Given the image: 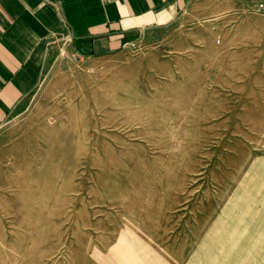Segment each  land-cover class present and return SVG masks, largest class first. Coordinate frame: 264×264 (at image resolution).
I'll list each match as a JSON object with an SVG mask.
<instances>
[{"label": "rangeland", "instance_id": "374dc122", "mask_svg": "<svg viewBox=\"0 0 264 264\" xmlns=\"http://www.w3.org/2000/svg\"><path fill=\"white\" fill-rule=\"evenodd\" d=\"M260 4L58 46L0 127V264H264Z\"/></svg>", "mask_w": 264, "mask_h": 264}, {"label": "crops", "instance_id": "0c3cea01", "mask_svg": "<svg viewBox=\"0 0 264 264\" xmlns=\"http://www.w3.org/2000/svg\"><path fill=\"white\" fill-rule=\"evenodd\" d=\"M193 1L0 0V127L28 110L58 46L114 49L130 34L173 22Z\"/></svg>", "mask_w": 264, "mask_h": 264}, {"label": "bare ground", "instance_id": "6f19581e", "mask_svg": "<svg viewBox=\"0 0 264 264\" xmlns=\"http://www.w3.org/2000/svg\"><path fill=\"white\" fill-rule=\"evenodd\" d=\"M249 239V238H248ZM211 241V240H210ZM214 241V240H213ZM214 243V242H213ZM221 243H223V242H221ZM215 244V243H214ZM209 245V244H208ZM219 246V245H218ZM203 248V247H202ZM207 248V247H206ZM203 249H205V248H203ZM206 250V249H205ZM208 252V251H207ZM220 252V251H219ZM209 255V254H208ZM212 257H213V254L211 255ZM209 257V256H208ZM207 258V257H206ZM214 261V260H213ZM233 263V262H232Z\"/></svg>", "mask_w": 264, "mask_h": 264}, {"label": "built area", "instance_id": "2783aa9c", "mask_svg": "<svg viewBox=\"0 0 264 264\" xmlns=\"http://www.w3.org/2000/svg\"><path fill=\"white\" fill-rule=\"evenodd\" d=\"M259 6H260V8L264 7V5H262V4H260Z\"/></svg>", "mask_w": 264, "mask_h": 264}]
</instances>
